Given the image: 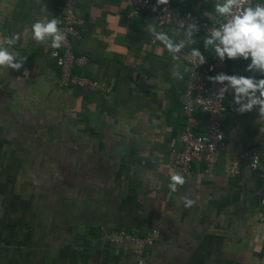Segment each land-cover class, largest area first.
Listing matches in <instances>:
<instances>
[{"label": "crops", "instance_id": "0c3cea01", "mask_svg": "<svg viewBox=\"0 0 264 264\" xmlns=\"http://www.w3.org/2000/svg\"><path fill=\"white\" fill-rule=\"evenodd\" d=\"M217 2L169 0L215 25ZM127 9L117 0L74 4L82 23L72 48L88 60L76 71L110 85L104 94L58 87L50 53L60 48L33 39L35 22L59 20L60 0H0V41L19 34L5 47L18 60L27 57L19 71L0 68V264H135L131 246L110 243L101 228L158 230L144 264H264L257 219L264 159L252 170L241 156L264 149V114H240L234 93H226L224 149L208 174L194 163L182 175L186 183L170 192L176 172L168 153L182 150L187 122L179 102L184 79L172 77L175 62L146 27L153 21L126 18ZM162 31L184 38L170 25ZM193 38L191 48L210 57L206 37ZM226 61L228 75L264 79L246 71L250 60ZM190 125L202 132L204 117L195 112ZM182 196L194 204L183 206Z\"/></svg>", "mask_w": 264, "mask_h": 264}, {"label": "built area", "instance_id": "2783aa9c", "mask_svg": "<svg viewBox=\"0 0 264 264\" xmlns=\"http://www.w3.org/2000/svg\"><path fill=\"white\" fill-rule=\"evenodd\" d=\"M76 1L60 0L58 27L66 34V40L60 47V51L54 50L50 53L58 71L56 83L60 88H82L107 94L111 90L110 85L99 84L76 71L82 69L88 61L84 55L75 54L72 48V43L79 39L78 27L82 23L74 13ZM117 1L128 6L126 18L145 15L157 25L158 31H162L166 25L184 31L181 22L185 26L188 23H195L199 31L194 33L193 37L207 38L211 28L219 26L200 20L197 15L191 12L175 9L171 7L170 3L156 7V2L153 0ZM248 5L255 6L257 3L254 0H248V4L245 6ZM154 7H156L155 11H153ZM211 51L210 57H205L206 63L201 66L191 63L186 58L187 55L180 53L184 86L183 92L179 96V102L187 122L179 135L183 148L180 151L168 153V167L181 175L186 174L194 163L201 164L203 173L208 174L216 161L218 152L223 150L225 145L221 123L225 111L226 94L218 101L216 93L223 85L212 83L208 78L220 73L227 74V59L221 62L215 57L214 50ZM54 53L56 54L54 55ZM195 112L204 117V129L198 134L192 133L190 125ZM241 156L248 161L252 170H256L259 168V160L264 159V149L257 151L254 148H248L242 152ZM259 204L260 210L257 219L263 226L264 237V195L260 197ZM100 235L114 245H130L135 264H144L145 249L151 248L156 243L159 233L156 229H150L141 235H130L122 229L108 231L101 228Z\"/></svg>", "mask_w": 264, "mask_h": 264}, {"label": "clouds", "instance_id": "9594fccd", "mask_svg": "<svg viewBox=\"0 0 264 264\" xmlns=\"http://www.w3.org/2000/svg\"><path fill=\"white\" fill-rule=\"evenodd\" d=\"M169 0H156V7L167 5ZM248 0H222L214 5V14L217 18L218 27L210 30L209 36L203 40L204 48H212L215 57L221 62L227 60L241 59L250 60L246 71L259 73L264 76V5L245 6ZM153 8V11L156 10ZM208 15V13H206ZM60 21L51 18L47 22L37 21L31 26L33 39L37 44H47L49 41L53 49H59L66 40V34L58 27ZM184 26L183 39L174 40L167 33L157 30V25L148 24V31L167 50L171 59L175 62L171 75L176 80L184 77L180 72V53L187 47L191 48L196 40L194 33L199 31L195 23ZM20 39L19 34L5 37L0 41V68L19 71L23 62L17 59L7 46H13ZM56 53H54L55 55ZM191 63L198 66L206 63L205 55L197 48H191L186 57ZM210 82L223 85L216 93L217 100L224 97L229 91L233 92V104L240 114L251 112L258 108L260 114H264V79H256L254 76L217 74L208 78ZM186 183L184 176L176 172L171 175L168 185L170 192L175 193L178 186ZM180 203L185 207H191L194 201L188 196H182Z\"/></svg>", "mask_w": 264, "mask_h": 264}]
</instances>
